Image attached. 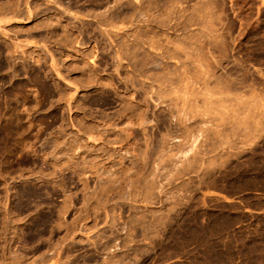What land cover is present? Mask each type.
<instances>
[{"label": "rangeland", "instance_id": "374dc122", "mask_svg": "<svg viewBox=\"0 0 264 264\" xmlns=\"http://www.w3.org/2000/svg\"><path fill=\"white\" fill-rule=\"evenodd\" d=\"M0 264H264V0H0Z\"/></svg>", "mask_w": 264, "mask_h": 264}, {"label": "bare ground", "instance_id": "6f19581e", "mask_svg": "<svg viewBox=\"0 0 264 264\" xmlns=\"http://www.w3.org/2000/svg\"><path fill=\"white\" fill-rule=\"evenodd\" d=\"M169 1V0H168ZM176 1V0H175ZM179 3V2H178ZM138 13H139V11H138ZM110 16H112V15H110ZM111 22V21H110ZM105 23H107V20H106V22ZM112 23V22H111ZM111 23H109V24H111ZM117 24V23H116ZM107 25V24H106ZM155 25H156V23H155ZM113 27V26H112ZM169 28V27H168ZM204 29V28H203ZM105 30V29H104ZM168 30V29H167ZM108 31V30H107ZM107 33V32H106ZM110 36V35H109ZM140 36V35H139ZM139 39V38H138ZM140 41V40H139ZM138 42V41H137ZM137 44V43H136ZM156 45V44H155ZM205 45V44H204ZM139 47V46H138ZM181 47V46H180ZM149 48V47H148ZM132 54V53H131ZM200 61V60H199ZM193 62H194V60H193ZM200 63V62H199ZM194 68V67H193ZM204 68V67H203ZM195 69V68H194ZM204 71V70H203ZM204 73V72H203ZM191 74V73H190ZM201 74V73H200ZM182 75H183V73H182ZM170 76V75H169ZM131 78V77H130ZM179 78V77H178ZM182 78V77H181ZM184 78H186V77H184ZM183 78V79H184ZM216 78V77H215ZM214 78V79H215ZM155 79V78H154ZM158 80V79H157ZM159 81V80H158ZM186 81V80H185ZM208 81V80H207ZM218 81V80H217ZM215 82V81H214ZM189 84V83H188ZM218 84V83H217ZM185 85V84H184ZM205 85V84H204ZM160 86H162V85H160ZM203 86V85H202ZM208 86V85H207ZM215 86V85H214ZM220 86V85H219ZM151 87V86H150ZM173 87V86H172ZM201 88V87H200ZM217 88V87H216ZM203 89V88H202ZM180 92V91H179ZM164 93V92H163ZM186 93V92H185ZM190 93V92H189ZM206 93V92H205ZM208 93V92H207ZM203 94H204V92H203ZM184 95V94H183ZM191 95V94H190ZM206 95V94H205ZM210 95V94H209ZM186 96V98H187V95H185ZM193 96V95H192ZM204 96V95H203ZM205 98L206 97H208V96H204ZM210 97V96H209ZM220 97V96H219ZM218 97V98H219ZM223 97V96H222ZM197 98V97H196ZM221 98V97H220ZM224 98H225V96H224ZM184 99H185V97H184ZM175 100V99H174ZM194 100V99H193ZM197 100V99H196ZM210 99H208V101H209ZM214 100V99H213ZM224 100V99H223ZM184 101V100H183ZM205 101V100H204ZM217 101H218V99H217ZM216 101V102H217ZM207 102V100L205 101V103ZM194 103V102H193ZM176 104V103H175ZM208 104H209V102H208ZM189 105V104H188ZM127 106V105H126ZM181 106V105H180ZM199 106V105H198ZM206 106H207V104H206ZM183 107V106H182ZM197 107V106H196ZM201 107V106H200ZM193 108V107H192ZM195 108V107H194ZM207 110V109H206ZM196 111V110H195ZM202 112V111H201ZM189 113V112H188ZM205 113V112H204ZM183 114H184V112H183ZM186 115V114H185ZM222 142V141H221ZM139 175V174H138ZM152 186V185H151Z\"/></svg>", "mask_w": 264, "mask_h": 264}]
</instances>
